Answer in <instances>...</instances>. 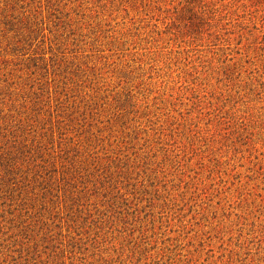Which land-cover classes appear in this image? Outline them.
<instances>
[{
    "label": "rangeland",
    "instance_id": "1",
    "mask_svg": "<svg viewBox=\"0 0 264 264\" xmlns=\"http://www.w3.org/2000/svg\"><path fill=\"white\" fill-rule=\"evenodd\" d=\"M0 264H264V0H0Z\"/></svg>",
    "mask_w": 264,
    "mask_h": 264
}]
</instances>
